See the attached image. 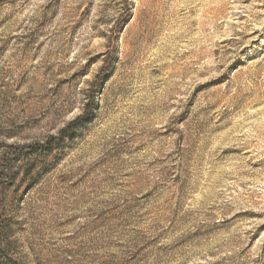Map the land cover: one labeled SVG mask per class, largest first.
Segmentation results:
<instances>
[{
	"label": "rangeland",
	"instance_id": "374dc122",
	"mask_svg": "<svg viewBox=\"0 0 264 264\" xmlns=\"http://www.w3.org/2000/svg\"><path fill=\"white\" fill-rule=\"evenodd\" d=\"M78 118L3 191L17 264H264V0H0V158Z\"/></svg>",
	"mask_w": 264,
	"mask_h": 264
},
{
	"label": "trees",
	"instance_id": "16d2710c",
	"mask_svg": "<svg viewBox=\"0 0 264 264\" xmlns=\"http://www.w3.org/2000/svg\"><path fill=\"white\" fill-rule=\"evenodd\" d=\"M84 118H78L71 122L65 129H63L58 136L49 138L43 144H31L27 147L10 148L8 152H5L0 158V204H2L3 191L13 180L16 175L15 169L17 164L22 158H27L35 154L50 155L53 148L58 146L64 138L71 135L73 129L78 126L80 121ZM2 206L0 205V264H17L8 255L7 250V232L6 219L3 216Z\"/></svg>",
	"mask_w": 264,
	"mask_h": 264
}]
</instances>
